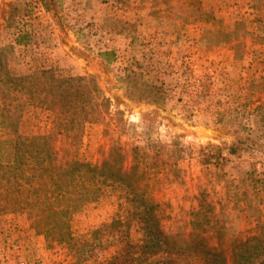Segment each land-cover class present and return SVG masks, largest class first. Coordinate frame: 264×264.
<instances>
[{"label": "rangeland", "instance_id": "obj_1", "mask_svg": "<svg viewBox=\"0 0 264 264\" xmlns=\"http://www.w3.org/2000/svg\"><path fill=\"white\" fill-rule=\"evenodd\" d=\"M43 7L39 15L31 0H0L2 64L15 76L53 69L96 79L110 105L85 125L78 161L100 164L118 143L158 142L166 146L164 177L152 174L148 184L168 232H190L196 198L206 190L226 241L257 234L264 218V129L246 103L247 84L264 76V40L257 37L264 34V8L257 13L251 0H45ZM4 107L18 122L21 143L53 131L54 115L22 94L0 102ZM9 134L0 130V140ZM239 140L249 146L241 155L225 150L226 160L204 164L210 154L204 148ZM123 198L121 187L107 184L80 207L70 218L73 246L91 242L94 231L114 220L125 223L131 242L141 241V225ZM33 220L24 204L0 208V264H108L119 252L104 238L93 252H72L69 237L58 242ZM165 262L199 264L164 254L145 264Z\"/></svg>", "mask_w": 264, "mask_h": 264}, {"label": "trees", "instance_id": "obj_2", "mask_svg": "<svg viewBox=\"0 0 264 264\" xmlns=\"http://www.w3.org/2000/svg\"><path fill=\"white\" fill-rule=\"evenodd\" d=\"M263 1L251 0L252 9L260 13ZM255 20L262 21L260 17ZM262 29L264 33V26ZM257 37L264 40V34ZM236 43L235 51L242 44L240 38ZM4 56L1 50L0 102L4 104L22 94L30 105L51 112L54 122L50 134L21 143L15 137L18 122L8 116L5 107L0 110V130L12 133L0 140L1 210L24 204L43 234L59 237L58 242L69 237L70 242L71 216L80 207L96 201L104 185L113 184L123 189L128 213L141 225L142 240L131 242L122 229L125 223L114 220L94 231L91 242L78 248L70 242L72 252H93L104 238L119 247L117 256L108 264H145L160 254L183 256L199 264H264V218L257 220V234L242 242L226 241L224 225L217 218L216 206L208 199L206 190H200L196 198L188 234L165 229L159 213L161 205L151 197L148 180L152 174L164 177L166 146L153 141H148L145 147L118 143L103 155L100 164L82 165L78 161L77 148L85 125L101 114L106 115L110 105L94 77L65 76L53 69L15 76L3 66ZM247 93L249 113L260 117L258 123L264 129V76L252 79L247 84ZM227 114L217 112L216 124L224 126ZM248 149L242 140L225 148L209 145L203 151L210 154L202 159L205 165H210L213 160H226L225 150L230 156H239Z\"/></svg>", "mask_w": 264, "mask_h": 264}, {"label": "built area", "instance_id": "obj_3", "mask_svg": "<svg viewBox=\"0 0 264 264\" xmlns=\"http://www.w3.org/2000/svg\"><path fill=\"white\" fill-rule=\"evenodd\" d=\"M33 2V6L35 7V11L37 14L42 15L45 14V9L43 7V4L45 0H31Z\"/></svg>", "mask_w": 264, "mask_h": 264}]
</instances>
